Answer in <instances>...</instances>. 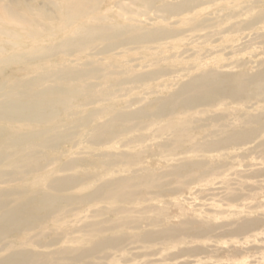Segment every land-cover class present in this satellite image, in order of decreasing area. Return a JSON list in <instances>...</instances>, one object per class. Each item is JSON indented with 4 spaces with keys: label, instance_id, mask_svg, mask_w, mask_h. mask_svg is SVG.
Listing matches in <instances>:
<instances>
[{
    "label": "rangeland",
    "instance_id": "374dc122",
    "mask_svg": "<svg viewBox=\"0 0 264 264\" xmlns=\"http://www.w3.org/2000/svg\"><path fill=\"white\" fill-rule=\"evenodd\" d=\"M53 2L0 0V23L15 22L9 9L42 29V11L62 28ZM220 2L160 19L140 0H101L81 22L118 27L113 40L0 59V101L51 105L0 118V264H264V92L159 109L208 71L264 69V0ZM16 30L19 45L0 34L2 58L76 29L52 41Z\"/></svg>",
    "mask_w": 264,
    "mask_h": 264
},
{
    "label": "bare ground",
    "instance_id": "6f19581e",
    "mask_svg": "<svg viewBox=\"0 0 264 264\" xmlns=\"http://www.w3.org/2000/svg\"><path fill=\"white\" fill-rule=\"evenodd\" d=\"M101 0H54L53 4L57 5V9L60 11V15L63 17L64 26L62 28H57L53 22L56 20V15L52 16L46 12H41L40 17L44 22L39 25L42 29L35 25L31 14L24 17L17 15L14 11L9 9H2L3 14L11 15L10 19L15 22L8 21L3 24L0 23V34L5 37H10L15 39L13 45H19V39L21 34L16 30H28V36L33 38L35 36H46L43 31L50 32V40L56 38L58 33L66 31L68 28H75L74 32H70L61 39L58 43H54L51 46L43 47L39 54L33 53H15L11 52L10 57L0 59L9 60H20L22 57L26 60L31 59H45L57 55L60 51L69 54L72 51L89 46L97 40H113L115 36L118 35V27H113L110 23H95L94 21H83L88 16L97 14L99 12V2ZM134 3L139 2V0H132ZM144 8H148L149 11L155 13L158 18H163L165 15H177L180 13H185L194 9V12L201 10V7L216 6L218 10H225L226 7L220 0H140ZM99 3V4H98ZM158 3V5L156 4ZM150 8V9H149ZM154 9V10H151ZM32 11V10H30ZM29 11V12H30ZM39 13V12H38ZM49 13V12H48ZM20 14V13H19ZM52 14V13H51ZM106 17L105 19H107ZM80 22V23H79ZM160 22V20H159ZM161 24V22H160ZM162 31L159 29H154L148 33H145L139 37L131 39L126 42L134 41H147L158 38ZM48 38V37H43ZM58 39H55L56 41ZM113 46V45H112ZM89 48V47H88ZM3 48H0V50ZM107 51V50H106ZM206 67H200L199 70L205 71ZM53 87V86H52ZM260 92H264V69L251 76L245 75H232L231 74H218L213 71H208L207 73L200 75L191 81L182 85L179 91L174 94L170 100L169 104L161 103L160 112L162 113L164 107L167 105L176 107H195L197 105L208 104L212 101L219 100L222 98H249L257 95ZM50 106H47L45 102L40 99L31 100L29 102H20L17 100H1L0 101V118L7 117L13 120H24V119H37L40 116L48 115ZM1 131V130H0ZM257 134L256 131H247L245 133L238 134L241 138H249ZM2 131L0 132V139L3 138ZM226 142V141H225ZM4 144L3 140H0V145ZM42 204L45 202L48 207H51L55 203L54 198H43ZM44 203V204H45ZM26 207L24 205L23 209ZM17 209L10 211L5 217L8 221L14 222L15 226H18L19 218L16 219ZM25 219V218H24ZM12 227V228H13Z\"/></svg>",
    "mask_w": 264,
    "mask_h": 264
}]
</instances>
